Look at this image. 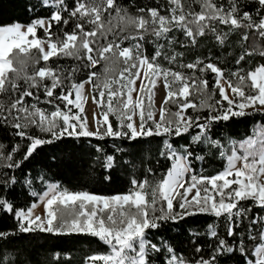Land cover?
<instances>
[{
    "label": "snow or ice",
    "instance_id": "obj_1",
    "mask_svg": "<svg viewBox=\"0 0 264 264\" xmlns=\"http://www.w3.org/2000/svg\"><path fill=\"white\" fill-rule=\"evenodd\" d=\"M24 8V21L0 15V131L12 138L0 142V216L14 224L0 229V264H35L14 242L40 234L106 246L83 264H264V0ZM41 153L50 162L30 169ZM53 168L89 181L100 169L123 190L71 189ZM193 217L210 219L189 229V252L167 233ZM71 260L53 250L42 264Z\"/></svg>",
    "mask_w": 264,
    "mask_h": 264
},
{
    "label": "trees",
    "instance_id": "obj_2",
    "mask_svg": "<svg viewBox=\"0 0 264 264\" xmlns=\"http://www.w3.org/2000/svg\"><path fill=\"white\" fill-rule=\"evenodd\" d=\"M29 0H2L0 3V15L6 18H18L21 21L27 20L28 16L31 15L26 13L24 5L27 4ZM142 3L147 2V0H141ZM71 27V25H69ZM149 51H151V47L149 46ZM199 52H207V48H202L194 52L192 55H196ZM70 63V62H69ZM247 121H234L231 122L230 131L233 134L242 135L246 131ZM11 136H9L6 132L0 131V142L5 144H9L11 141ZM92 144L100 143L105 147L107 152H111L112 141H95L91 142ZM119 143V141H117ZM85 148L88 147V142L85 141ZM142 147L147 151L149 149L155 148V144L148 145L147 142H144ZM46 153H41L40 156L33 159L28 167L30 169H35L39 171V169L49 163L50 161L45 159ZM83 159L87 161L89 157L84 155ZM211 166L208 167V172L211 173L215 167H218V162L210 161ZM53 173L56 174V178L65 186L71 189H80L81 187H87L89 190L102 194H112L118 191L123 190V185L119 180L114 182L112 185L104 184L99 182V174L100 169H97V175L95 180L89 181L84 178L82 175L83 172L86 171L84 168L77 169L75 171L70 170H57L56 168L52 169ZM80 173V174H78ZM122 178V177H121ZM14 195L18 198L20 203H24L28 197L25 195L24 189L17 185L15 189ZM210 218L208 217H193L190 218L189 221L185 224L184 228L180 231L169 232L168 236L175 238L176 244L184 249L185 251H191L193 248V244L190 242L189 229L192 230H200L205 226L206 221ZM14 227L13 221L8 216H0V229H11ZM221 231V229H218ZM16 247H24L29 249L34 253L33 260L35 264H42L43 258L50 251H59L63 253H69L72 256L71 264H83L84 257L91 252H103L105 251V247L101 244L96 238L89 236H66V237H51L40 234L38 236H28L17 238L14 242ZM50 259V257H48Z\"/></svg>",
    "mask_w": 264,
    "mask_h": 264
},
{
    "label": "rangeland",
    "instance_id": "obj_3",
    "mask_svg": "<svg viewBox=\"0 0 264 264\" xmlns=\"http://www.w3.org/2000/svg\"><path fill=\"white\" fill-rule=\"evenodd\" d=\"M163 95H164V91H163V88L161 87L159 90V95L157 97V105H159V101L163 97ZM88 110H89V115H90L91 114V105L88 106Z\"/></svg>",
    "mask_w": 264,
    "mask_h": 264
}]
</instances>
